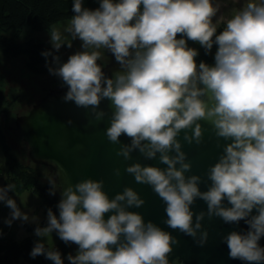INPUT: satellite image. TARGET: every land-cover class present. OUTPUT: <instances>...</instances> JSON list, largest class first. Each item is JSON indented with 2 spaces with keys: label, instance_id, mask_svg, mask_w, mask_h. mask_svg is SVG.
Instances as JSON below:
<instances>
[{
  "label": "water",
  "instance_id": "obj_1",
  "mask_svg": "<svg viewBox=\"0 0 264 264\" xmlns=\"http://www.w3.org/2000/svg\"><path fill=\"white\" fill-rule=\"evenodd\" d=\"M113 49L90 86L49 82L11 119L80 244L96 264H264V103L173 54Z\"/></svg>",
  "mask_w": 264,
  "mask_h": 264
},
{
  "label": "trees",
  "instance_id": "obj_2",
  "mask_svg": "<svg viewBox=\"0 0 264 264\" xmlns=\"http://www.w3.org/2000/svg\"><path fill=\"white\" fill-rule=\"evenodd\" d=\"M208 6L206 0H192L189 7L177 0H0V53L7 59L23 58L25 69L40 76L69 69L71 65L52 66V58L57 56L53 46L35 38L20 39L24 25L45 31L63 21L77 20L95 36L106 31H126L169 47L170 44H178L175 30L183 29L197 36L219 55L231 57L240 68L262 83L264 92V48L257 47L264 31V0L251 20L235 25L222 22L217 31H212L199 20L200 13ZM12 30L16 34L9 36L8 32ZM195 54L205 57L199 52ZM206 59L214 61L209 57ZM201 62L204 63L203 60ZM189 65L205 70L203 65ZM217 65L236 78L245 77L238 68L222 61L218 60ZM250 94L254 98L257 96L253 92ZM8 104L7 93L0 86V144L6 157L7 173L0 181V193L33 191L42 198L43 207L53 220L44 219L40 224L24 223L31 234L20 241L9 234L0 237V264H64L63 256L70 251L72 235L77 232L70 227L71 221L60 193H52L57 182L45 181L33 166L22 162L13 152L2 123ZM56 222L67 224L70 235L56 248H51L37 233L56 225Z\"/></svg>",
  "mask_w": 264,
  "mask_h": 264
},
{
  "label": "rangeland",
  "instance_id": "obj_3",
  "mask_svg": "<svg viewBox=\"0 0 264 264\" xmlns=\"http://www.w3.org/2000/svg\"><path fill=\"white\" fill-rule=\"evenodd\" d=\"M177 1L185 7H189L192 2V0ZM206 1L209 3V6L205 11L200 13L199 20L212 31H217L222 22L235 25L251 20L256 14L262 0ZM174 33L178 37V44H170L169 47L158 45L149 37L126 31H106L102 32L100 36H95L93 32L84 29L77 20L63 21L45 31H36L28 25H24L20 32V39L35 38L44 41L48 45L53 46L57 51V56L52 58V66L66 64L71 65V67L66 70L37 76L25 69L23 58L15 60L7 59L0 53V76H3V78L0 77V86L4 88L9 101L8 112L2 123L5 126L6 135L9 138L15 155L22 162L33 166L45 181L55 180L52 168L31 161L29 147L11 120L14 118V112L16 109H19L23 115L27 114L31 107V101L36 104L39 102V99H42V96L36 95L37 92L45 90L49 82H52V87L59 88L60 83L57 82L59 79L65 84L68 77L72 78L73 75H78V70L84 74V80L88 83L91 78L87 68L88 65L96 67L101 64V66H104V60L109 62L111 57L113 59L120 57L118 51H114L113 48L121 49L122 59L129 54L131 46V48L151 56L161 64L166 63L170 65L171 62L163 60V57L158 52L173 54L171 56L172 60L203 65L209 73L226 78L228 82L234 81L244 91L257 94L255 97L264 103L262 83L257 81L250 73L240 68L239 64L231 57L219 55L208 44L186 30L177 29ZM15 34L16 31L14 30L8 32L9 36ZM257 47L259 49L264 48V31ZM195 52H199L205 57L200 58ZM207 57L214 59V61H208ZM218 60L238 68L245 74V77L241 79L228 74L217 65ZM78 81V78H74V82ZM5 161L6 157L0 144V181L7 174ZM52 193L58 195V184ZM19 195L20 193H0V233L5 235L10 231L12 237L18 241L31 234L25 229L23 223L40 224L44 219L52 218L43 209L44 207L42 208L41 206L39 210L37 204L31 207V204L23 203V197H19ZM33 196H36L41 201V197L34 194ZM26 206H30L31 208L24 210L23 207ZM30 219L36 220L32 221ZM69 224L77 233L72 235L70 251L63 256L64 264H96L94 253L89 252L86 247L80 244L77 227L72 222H69ZM37 234L45 244L51 248H56L62 240L70 235V232L67 224L61 223L60 225L52 224L45 227L38 231Z\"/></svg>",
  "mask_w": 264,
  "mask_h": 264
},
{
  "label": "crops",
  "instance_id": "obj_4",
  "mask_svg": "<svg viewBox=\"0 0 264 264\" xmlns=\"http://www.w3.org/2000/svg\"><path fill=\"white\" fill-rule=\"evenodd\" d=\"M261 3H262V1H261ZM261 5V4H260ZM27 193V194H26ZM28 193H33L34 195H37V194H35L33 191H31V190H26V191H24V192H22V193H20V195H19V197H23L22 199H23V203H29V204H31V207L34 205V204H37V207H38V210L40 209V207L42 206V208H43V204L41 203L42 202V198H41V201L38 199V198H36V196H33V194H28ZM24 195V196H23ZM38 197H40L39 195H37ZM30 206H26V207H23V209L24 210H27V209H30L31 208ZM43 209H45V208H43ZM33 211H35L34 209H33ZM30 220H36V219H30ZM24 224V223H23ZM26 229V228H25ZM8 231V230H7ZM8 234L9 235H12V233H10V231H8Z\"/></svg>",
  "mask_w": 264,
  "mask_h": 264
},
{
  "label": "flooded vegetation",
  "instance_id": "obj_5",
  "mask_svg": "<svg viewBox=\"0 0 264 264\" xmlns=\"http://www.w3.org/2000/svg\"><path fill=\"white\" fill-rule=\"evenodd\" d=\"M172 62H173V61H172ZM171 64H172V63H171ZM84 81H85V80H84ZM85 83H87V82H85ZM87 85L90 86V81L87 83ZM86 249H88V248H86ZM88 251H89V252H93V251H91L90 249H88ZM93 253H94V252H93Z\"/></svg>",
  "mask_w": 264,
  "mask_h": 264
},
{
  "label": "built area",
  "instance_id": "obj_6",
  "mask_svg": "<svg viewBox=\"0 0 264 264\" xmlns=\"http://www.w3.org/2000/svg\"><path fill=\"white\" fill-rule=\"evenodd\" d=\"M56 225H60V223L59 222H56ZM7 233V232H6ZM6 235V234H5ZM4 236V234H2V233H0V237H3Z\"/></svg>",
  "mask_w": 264,
  "mask_h": 264
}]
</instances>
